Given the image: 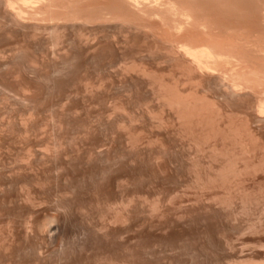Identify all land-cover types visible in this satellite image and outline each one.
<instances>
[{"label":"rangeland","instance_id":"1","mask_svg":"<svg viewBox=\"0 0 264 264\" xmlns=\"http://www.w3.org/2000/svg\"><path fill=\"white\" fill-rule=\"evenodd\" d=\"M5 25L0 47L20 46L0 63V264H264V122L252 125L263 142L253 152L239 154L227 137L217 139L225 151L210 152L181 132L155 88L108 72L115 60L104 42L93 54L70 45L54 68L43 57L46 35L28 46ZM106 75L115 78L101 83ZM231 101L222 105L237 123Z\"/></svg>","mask_w":264,"mask_h":264},{"label":"bare ground","instance_id":"2","mask_svg":"<svg viewBox=\"0 0 264 264\" xmlns=\"http://www.w3.org/2000/svg\"><path fill=\"white\" fill-rule=\"evenodd\" d=\"M0 22L12 26L15 30L12 32L21 31L19 33H22V38H26L27 42L25 43L27 45H30V43L32 45L35 43L36 39L39 40V35H46V37H48V40L46 39L47 42H44L45 39H43L44 41L40 43H45L43 44L44 46L46 45V47H43L45 48V56L43 57L44 59L50 58V60H52V63H50L52 67L57 65V59L58 61L61 60L60 57L68 52L70 45L77 47L78 52L93 54V51L104 42V48H111L110 50H112V56L114 53L115 60L113 65L110 61L111 64L109 63L107 66L109 70H106L112 72V74H117L116 79L125 84L133 83L134 85L143 86L142 89H148V87H152V89L155 88L156 91L154 90V93H156V95H154L158 97H156L157 101L161 99L162 101H159H161V103L163 102V104L172 111L171 113L173 114V119L176 121L177 126L181 127V130H183L180 131L186 134L187 132L188 134H196L203 138L205 144L207 143L208 148H210L208 149L210 152L212 150H224L217 148L219 146L217 143L218 137L222 139H219L222 143L223 139L226 137L227 139H232L231 145L233 142L237 146L236 149H238L239 154H247L253 146L256 147V145H258V141H256L257 137H255L256 135L254 134L256 131H253L252 125L264 122V0H0ZM9 25L8 27L5 26L10 28ZM69 30L71 34L73 32L74 36L73 34H65V32L67 33ZM102 33L104 34V39H102ZM42 38L44 37L42 36ZM19 39L22 40V43L25 41L24 39ZM9 43L6 42L5 46L0 47V63L5 65L6 63L8 65V62H11L8 60L12 59L11 57L16 51H19V44L14 46L17 42H15L16 44ZM37 44H39L38 41ZM135 45L137 46L135 47ZM128 46L132 47L127 49ZM25 51L26 50H24V52ZM29 59L30 58H28V60ZM98 59L99 58H97V60ZM33 61L34 60L30 63L31 66L33 65V67H35L34 65L38 64V60ZM28 65L30 66V64ZM43 68L45 69L46 67ZM30 70L32 69L29 68V71ZM79 72H77V74ZM22 73L23 72H21V74ZM53 74L56 75V73ZM7 76L8 75H6V77ZM110 76L114 77V75H108V77L106 75L104 79L102 78L103 80L100 79L101 83L102 81L106 82V80L110 81ZM58 77L59 76H57V78ZM86 80H84V82H87ZM94 80L96 81V79ZM88 81L91 82L90 79ZM93 82H91V84ZM178 85H189V92L187 93V90L182 91ZM83 90L85 91V89ZM149 91L151 90L149 89ZM208 91L215 93V97L220 99L223 102L222 104L228 103L229 100L235 102L236 108L234 107V109L231 110H235L234 112L237 111V113L241 115L237 123L234 122L235 120H233V118L230 119L231 116H228L227 110L229 108L227 109L225 105L217 104L213 101V98L209 99L207 97ZM125 98H127V96ZM233 101L230 103L233 104ZM119 104L120 103H118V105ZM115 109L116 108H114V111ZM118 109L117 112L120 111V109ZM112 111L110 113H112ZM237 113L233 114L237 116ZM107 114H109V112ZM234 118L236 119V117ZM162 120L163 119H161V121ZM157 122L160 123L159 121ZM160 124L162 125V122ZM157 125L159 126V124ZM167 125L170 126V124ZM184 133L182 134L184 135ZM194 135H192L193 138L191 139L194 141L200 139L196 135L194 138ZM188 136H190V134L186 135L187 138ZM187 138H185V140ZM230 140H228V142H230ZM186 142L188 144L187 140ZM261 143L263 142L261 141ZM195 145L194 146L197 147V144ZM223 145L225 144L223 143ZM223 145L222 147L224 148ZM226 146L228 148L230 145L226 144ZM236 146H234V148ZM201 147H203V145ZM263 148H261V151ZM230 150L231 149H228V151ZM234 150L232 148V152ZM238 152H235L236 158H238ZM219 154L221 155L222 153ZM212 155L211 153V157ZM228 157H230V155H228ZM228 157L226 158L227 160L231 158L228 159ZM222 159L225 160V158ZM227 160H225L224 164H226ZM218 162H220V160ZM234 162H237V159ZM239 162H241L240 158L238 163ZM241 163L243 164V160ZM230 164H232V162ZM243 166L245 167L246 165ZM254 167H256V165ZM236 169L237 168L233 170L236 171ZM244 171H247V168ZM226 176L227 175H225V177ZM239 177L238 179H240ZM234 181L236 182V179ZM216 199H214V201ZM152 205L154 206V204ZM120 217L122 218V215H120ZM43 225L41 226L42 229L44 228ZM26 230L29 231V229ZM47 230L53 234L56 231L55 225L53 226L51 224Z\"/></svg>","mask_w":264,"mask_h":264}]
</instances>
